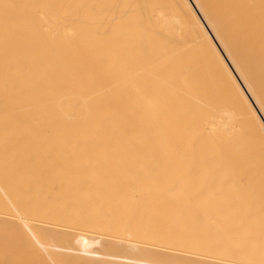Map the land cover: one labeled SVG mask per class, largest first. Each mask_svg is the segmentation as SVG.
<instances>
[{
	"label": "bare ground",
	"instance_id": "1",
	"mask_svg": "<svg viewBox=\"0 0 264 264\" xmlns=\"http://www.w3.org/2000/svg\"><path fill=\"white\" fill-rule=\"evenodd\" d=\"M0 264H264V0H0Z\"/></svg>",
	"mask_w": 264,
	"mask_h": 264
}]
</instances>
